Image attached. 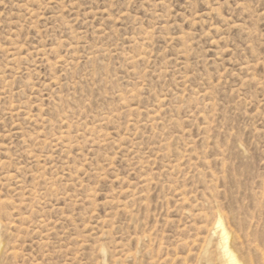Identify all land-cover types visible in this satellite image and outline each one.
<instances>
[{
    "label": "rangeland",
    "instance_id": "374dc122",
    "mask_svg": "<svg viewBox=\"0 0 264 264\" xmlns=\"http://www.w3.org/2000/svg\"><path fill=\"white\" fill-rule=\"evenodd\" d=\"M219 217L264 264V0H0V264H226Z\"/></svg>",
    "mask_w": 264,
    "mask_h": 264
},
{
    "label": "bare ground",
    "instance_id": "6f19581e",
    "mask_svg": "<svg viewBox=\"0 0 264 264\" xmlns=\"http://www.w3.org/2000/svg\"><path fill=\"white\" fill-rule=\"evenodd\" d=\"M216 230L219 235H217L219 241L218 246L220 247V254L224 258L226 264H241L237 259L236 255L232 252L228 245V232L226 231L222 219L219 217L216 221Z\"/></svg>",
    "mask_w": 264,
    "mask_h": 264
}]
</instances>
